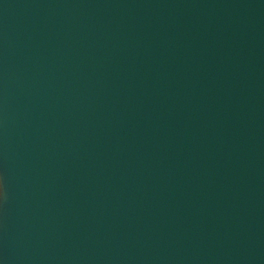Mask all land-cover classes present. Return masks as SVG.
Returning <instances> with one entry per match:
<instances>
[{"label":"water","instance_id":"95a60500","mask_svg":"<svg viewBox=\"0 0 264 264\" xmlns=\"http://www.w3.org/2000/svg\"><path fill=\"white\" fill-rule=\"evenodd\" d=\"M0 264H264V0H0Z\"/></svg>","mask_w":264,"mask_h":264},{"label":"clouds","instance_id":"9594fccd","mask_svg":"<svg viewBox=\"0 0 264 264\" xmlns=\"http://www.w3.org/2000/svg\"><path fill=\"white\" fill-rule=\"evenodd\" d=\"M2 195H3V187L0 186V196H2Z\"/></svg>","mask_w":264,"mask_h":264}]
</instances>
